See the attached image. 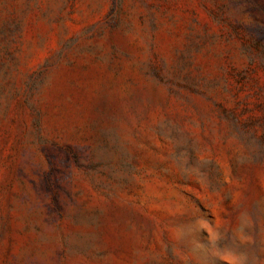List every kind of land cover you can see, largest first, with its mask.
I'll return each instance as SVG.
<instances>
[{
	"label": "rangeland",
	"instance_id": "rangeland-1",
	"mask_svg": "<svg viewBox=\"0 0 264 264\" xmlns=\"http://www.w3.org/2000/svg\"><path fill=\"white\" fill-rule=\"evenodd\" d=\"M0 264H264V0H0Z\"/></svg>",
	"mask_w": 264,
	"mask_h": 264
}]
</instances>
